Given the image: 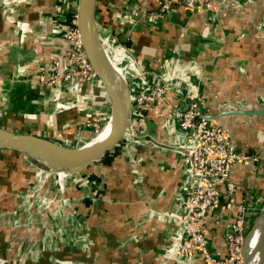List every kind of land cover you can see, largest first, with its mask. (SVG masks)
<instances>
[{
  "label": "crops",
  "instance_id": "obj_1",
  "mask_svg": "<svg viewBox=\"0 0 264 264\" xmlns=\"http://www.w3.org/2000/svg\"><path fill=\"white\" fill-rule=\"evenodd\" d=\"M210 2V10L170 5L162 11V0L97 1L98 33L113 63L121 71L119 62L136 60L141 70L163 77L166 95L145 113L137 129L145 143L121 144L108 163L99 161L69 176L65 197L71 200L69 221L74 229L65 243L55 241L62 254L51 264L203 262L196 251L184 258L169 251L175 230L162 215L143 224L149 211L173 209V196L185 179L186 155L179 146H190L191 141L180 143L173 130L180 97L191 93L203 114L215 117L209 121L223 127L237 152L247 157L231 170L233 210L227 211L221 201L203 223L211 255L226 256L224 235L239 207L245 210L247 230L252 212L264 204V117L218 116L264 110V0ZM77 4L78 0H0V128L78 148L94 132L91 124L109 115L102 85L83 87L72 77L48 87L40 80L51 75L54 63L63 73L70 69V44L62 34ZM135 12L143 13L139 21L133 18ZM127 85L131 91L139 89L132 67L127 69ZM32 167L21 153L0 149L1 258L8 257V240L19 233L27 236L25 229L11 234L7 226L9 195L33 184ZM16 244L18 251L25 246ZM35 244L29 253L23 250L22 264H46L43 245Z\"/></svg>",
  "mask_w": 264,
  "mask_h": 264
},
{
  "label": "built area",
  "instance_id": "obj_2",
  "mask_svg": "<svg viewBox=\"0 0 264 264\" xmlns=\"http://www.w3.org/2000/svg\"><path fill=\"white\" fill-rule=\"evenodd\" d=\"M162 2V11L166 10L170 5L182 6L189 11L211 9L210 0H162ZM140 17H143V13L135 12L133 14V18L137 19V21L141 19ZM68 18V27L62 37L70 44V53L68 55L70 69L63 73L60 71L58 64L54 63L51 67V75L48 78L41 76L40 80L48 87L54 86L58 80L68 82L72 77H78L83 87L102 85L93 72L79 40V31L76 24L77 8L70 12ZM102 44L106 52H108L107 43L102 42ZM118 66L121 67L123 80L126 85L128 67L133 68L139 83V89L135 91L129 90L131 101L130 128L122 141V144L128 147H135L140 142L145 143L144 137L137 135V129L145 119V113L164 99L167 83L163 77L141 70L134 59L130 62L119 63ZM194 99L195 97L192 93L187 97H180L175 112L173 133L180 143L189 140L191 145L179 146L186 155L185 179L173 196L174 207L164 213L149 211L144 218L143 224H147L161 215L169 221L175 230V237L169 246V251L178 257H189L191 252L196 251L203 259L201 264H242L241 244L247 232L245 230L246 213L244 208L239 207L236 211L235 218L224 235L227 253L222 259L213 257L209 252L204 236L203 223L210 217V211L219 205L221 201H223L227 211L233 210L235 187L230 179L231 170L234 166L244 162L247 157L237 152L228 132L223 127L215 125L199 115ZM102 121L104 119L100 116L91 124L93 131H98ZM164 147L171 148L170 146ZM32 169L34 171V180L31 185L38 181L46 182L49 178L58 182L64 181V186L68 184L69 176L61 173L45 174L37 168L32 167ZM39 174H42V176H39ZM58 187L59 192L62 187L60 188L59 185ZM32 192V190H28L27 193L23 192V194L30 195ZM24 195L22 197L19 196L22 200L17 197L18 203L12 208V211L8 212V219L11 215L15 216L18 214L21 209L20 203L24 201ZM57 196L59 200L56 203V207L58 205L64 206V203L60 204L61 194L59 193L58 195L57 193ZM72 201L76 200L72 199ZM44 202H47L46 199H44ZM66 202L67 204L69 202L70 208L71 200L66 198ZM40 208L41 206L38 207V212ZM57 210L58 207L55 212ZM68 213V216L64 217L65 225L69 226L66 233L68 231L71 232L72 228L74 229L72 222L69 221L73 218V215L70 212ZM55 214L52 215L53 220L56 218ZM61 218L58 219L61 220ZM53 222L56 224V221ZM52 224L55 227V224ZM8 225H10V221L7 223ZM61 229L56 227V233L62 235ZM49 230L53 234L55 233L52 228ZM60 243H63L61 239ZM73 246L77 247L75 244ZM55 247L57 250L56 244H54V250ZM22 260L23 256L21 257ZM6 262H9L7 258L0 257V264H5Z\"/></svg>",
  "mask_w": 264,
  "mask_h": 264
},
{
  "label": "water",
  "instance_id": "obj_3",
  "mask_svg": "<svg viewBox=\"0 0 264 264\" xmlns=\"http://www.w3.org/2000/svg\"><path fill=\"white\" fill-rule=\"evenodd\" d=\"M98 0H78L76 24L79 40L84 54L97 78L100 80L107 100L110 103V115L113 117L109 137L99 145L78 148H65L30 134L13 133L0 128V149L21 153L33 167L48 173H61L70 176L101 161L122 144L130 128V94L124 80L115 72L113 63L101 42L95 13ZM199 115L207 120L215 117L205 116L197 99ZM226 114L258 115L264 117V110L252 109L250 112L232 111ZM251 231V230H250ZM249 231V233H250ZM257 264H264V230L259 242ZM246 259L242 262L244 264Z\"/></svg>",
  "mask_w": 264,
  "mask_h": 264
},
{
  "label": "rangeland",
  "instance_id": "obj_4",
  "mask_svg": "<svg viewBox=\"0 0 264 264\" xmlns=\"http://www.w3.org/2000/svg\"><path fill=\"white\" fill-rule=\"evenodd\" d=\"M122 52H124V51H122ZM114 63L117 64V62H115V61H114ZM119 63H122V62H119ZM107 104H108L109 112H110V103L108 100H107ZM109 116H110V113L107 117H104L105 120L102 121L98 131L97 132L94 131L90 135L91 137H90V139H88L86 141V143L94 141L98 137L99 132L103 128L104 124L107 122ZM0 123H1V125L3 124L1 122V120H0ZM3 126L7 129L10 128L7 125H3ZM86 143H84L83 145H85ZM40 175L42 176V174H39V176ZM53 180L51 178H49L46 180V182L38 181L34 185H29L24 190L22 189L18 192L13 191V194L9 195V196H11V203L9 206V208H10L9 211H12V208L18 203V199L22 200L21 197H22V195H24L23 192L27 193L28 190L33 191L30 195H28V194L24 195V198H23L24 201L20 203L21 209L18 212V214L15 216L11 215L8 219V223L10 221V225H8V227L10 229L11 234L19 233L18 232L19 230H21V232H23L24 229L28 233H27L26 238L23 237L19 233L17 237L10 239V241L8 240V243L10 244L9 252H7L8 257H4V258H7L9 261L8 263L6 262L7 264H22L21 257L23 256V250L26 249V253H29V251L32 248L31 246L34 243H36L35 246H38L37 244L43 245L42 249H41L42 261L46 260V264H51L52 263L51 261L54 259L55 256H59L60 254H62V252L59 251L58 246H57V250H56V247L54 250V244H56L55 241H57L59 244L60 239H61V241L63 243H65L66 240L71 238V236H70L71 234L69 235V233H68L70 231H68L66 233V230L69 228V226L67 227L65 225L66 221L64 220V217L68 216V214H69L68 213L69 212V202L67 204L65 193H66L67 187L69 186L70 180L67 181L68 184H66V186H64V181H61V182H59L60 184H58V181L55 182V180L54 181ZM54 182L56 183L57 187H58V185L60 186V188L62 187L61 189H59L58 195H59V193L61 194L60 204L64 203V206H62V205L57 206L58 207L57 212H55V210L57 208L56 206L53 207V205H51L52 209L50 208L51 202L54 203V202H58V200H59L57 194L55 193V189H53ZM63 187H64V189H63ZM13 190H15V189H13ZM62 193H63V195H62ZM19 196H21V197H19ZM17 197H19V198L17 199ZM44 199H46L47 202H44ZM39 206H41V208H40V211L38 212ZM70 206H71V202H70ZM263 209H264V204H261L260 207L256 211L252 212V217L248 220V223H247L248 227H247V232L245 233V236H247L249 234V231L252 228V224H253L254 220L260 215V213L263 211ZM53 214H55V216H56V218L54 220L52 218ZM60 217H62L61 220L58 219ZM53 221H56V224ZM52 223L55 224V227ZM56 227L62 228L61 229L62 235L60 233H58V234L56 233V230H55ZM51 228L55 232L53 234L54 237L52 235H50L51 232L49 229H51ZM39 235H41V242L39 240V238H40ZM20 236H22L23 239H20L19 238ZM34 239H38L37 240L38 242L34 241ZM19 241H20V244L23 243L22 245H25L21 251L20 250L18 251V248L14 247V245L16 243L18 244ZM28 244H31V246H28ZM69 254H71V251L66 252V255H69Z\"/></svg>",
  "mask_w": 264,
  "mask_h": 264
},
{
  "label": "bare ground",
  "instance_id": "obj_5",
  "mask_svg": "<svg viewBox=\"0 0 264 264\" xmlns=\"http://www.w3.org/2000/svg\"><path fill=\"white\" fill-rule=\"evenodd\" d=\"M108 57L110 61L113 63L109 54H108ZM113 67L117 75L120 77V79L123 80L122 73L121 71H119L116 64L113 63ZM112 122H113V117L112 115H110L107 122L104 124L103 129L99 132L98 137L94 141H91L87 143L86 145L88 147L89 146L93 147V146L99 145L102 142H104L111 133ZM58 184L60 183L58 182ZM263 230H264V209L260 213V215L254 220L250 233L242 241V244H241L242 262L244 261V259H246L244 264H257L258 263L259 253H260L259 242H260V237H261V234L263 233Z\"/></svg>",
  "mask_w": 264,
  "mask_h": 264
},
{
  "label": "trees",
  "instance_id": "obj_6",
  "mask_svg": "<svg viewBox=\"0 0 264 264\" xmlns=\"http://www.w3.org/2000/svg\"><path fill=\"white\" fill-rule=\"evenodd\" d=\"M67 21H69V18H68V20ZM105 120V119H104ZM119 147H117L112 153H110V154H107L101 161H103V162H105V163H108L109 162V160L111 159V157H112V155H114L116 152H117V149H118Z\"/></svg>",
  "mask_w": 264,
  "mask_h": 264
}]
</instances>
